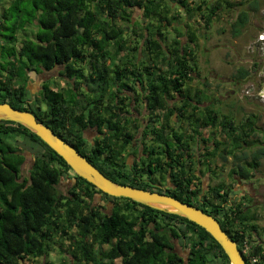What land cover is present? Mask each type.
<instances>
[{"label": "trees", "instance_id": "trees-1", "mask_svg": "<svg viewBox=\"0 0 264 264\" xmlns=\"http://www.w3.org/2000/svg\"><path fill=\"white\" fill-rule=\"evenodd\" d=\"M191 1L195 5L193 9L188 0H0V72L4 74L0 80V103L7 102L13 108L32 112L39 122L52 129L112 181L167 194L209 213L240 248L245 238L249 240L257 234L253 224L256 216L244 210L247 206L243 207L242 202L234 201L236 195H231L232 186L221 182L203 192L195 183V188L190 189L197 177L186 173V177L177 176L173 183L175 188L159 189L154 182L144 180L141 173L144 169L127 170L125 149L135 134L121 138L119 107L113 101L104 108L105 116L89 110L85 120L81 112L84 113L86 107L78 105L70 88L63 90L65 94L45 91L34 106L27 98V70L38 71L39 67L50 70L57 65L63 68L61 75L69 79L84 77L88 71L89 78L94 76L99 81L108 75L110 67L106 62L109 60L119 70L132 75L133 82L141 85L140 80L144 78L147 91L157 92L154 104L164 112L155 113V105L150 108L148 103L146 124H172L173 114L177 113L187 136L178 131L173 137L175 141L190 140L197 144L199 154L196 156H206L210 160H206L207 165L219 160L221 166L214 165L221 169L230 161L229 175L244 179L253 177L259 160L264 157V139L257 130L255 114L235 123L222 113L218 120L220 114L216 112L219 109L212 108L205 115L186 103L178 108L164 105L166 93L191 90L184 85L191 82L196 73L191 44L198 40L196 31L189 30L186 42L182 43V34L173 27L177 12H170L169 2L178 4L177 8H183L188 14L192 10L199 13L204 31L220 18L218 11L222 4L218 0H200L198 4V0ZM231 4L226 2L227 6ZM252 5L251 10L255 12L258 4L253 2ZM138 9L142 13L141 33L131 22V14ZM249 20L247 9L238 10L231 35L237 36ZM28 25L36 28L33 35L25 33ZM172 31L174 35L169 38ZM125 60L130 64L124 63ZM247 75L246 69L236 70L238 79ZM112 117L117 123H113ZM87 124H106L111 135L105 133L104 138L89 147L83 134ZM203 126L212 131L219 127L218 132L214 131L219 133V140L203 137ZM8 133L16 136L17 147L3 138ZM152 134L154 141L171 150L166 141L172 138L162 130H145L141 139L147 140ZM21 148L29 162L18 153ZM155 163L159 166V158L150 159L149 167H155ZM70 171L74 173L29 129L0 120V264H113L115 258H120V264H183L181 259L165 252L168 245L164 235L144 239L148 225L162 226L157 220L159 214L179 223L175 236L178 231L177 237L190 231L185 244L190 250L186 264H230L218 242L205 229L182 216L129 198L110 196L75 173L76 183L63 194L59 182L61 178L71 177ZM164 177L162 174L163 180ZM95 194L119 205L112 215L115 218L101 215L99 211L96 212L99 216L94 215ZM137 224H141L140 230L133 229ZM55 247L62 257L58 263L50 261L49 256ZM252 252L259 257L257 264H264V250L259 243L254 244Z\"/></svg>", "mask_w": 264, "mask_h": 264}, {"label": "flooded vegetation", "instance_id": "flooded-vegetation-1", "mask_svg": "<svg viewBox=\"0 0 264 264\" xmlns=\"http://www.w3.org/2000/svg\"><path fill=\"white\" fill-rule=\"evenodd\" d=\"M259 1L260 0H258V3ZM253 2L254 0H250L249 2H247L248 5H246V8L249 14L254 12L253 10H251V8L253 7L252 5ZM223 5L225 6H222V8L220 7L218 11L220 18L215 19L214 21L220 22L223 19V14L224 12H226V9L227 10L230 9V11L234 13V15L232 16L233 18H231V22L229 26L230 32H231V25L235 20L238 10L240 9L242 10L243 6H242V3L240 4V2L239 3L235 2L231 4L229 7L226 6V3L225 4L223 3ZM262 18L264 19V12L262 14ZM262 18L260 19L263 20ZM213 22L208 27V29L205 30V33L208 32V30H210V33H211L212 28H213L212 27ZM221 28L222 29H220L221 31L220 33L225 34V27H221ZM244 28L241 29V32L237 36H233V37H239ZM204 34L198 36L200 37L199 42L202 41V43H204L206 42L205 40L209 41L211 39L209 34L207 36ZM197 42H194L191 44L192 47L194 48L193 53L195 55L193 54L192 59L195 64V67L193 66V68H195L196 73H194L193 80L189 82L188 84L184 85V86L189 87L191 90L187 92L184 91L183 93H178V92H173V91H171L170 93H166L164 95V105L171 107V108H174V107L178 108L182 103L184 104L186 103V104H189L191 107L192 106L197 107L198 109L197 112L202 111V113L206 115L210 113V110L212 109V107L215 110L216 107L218 106L215 99H213L215 101L211 103V97L215 96L216 98L217 96L220 95L219 93H217L216 84H221L222 86H224L225 84H231L230 86L231 88L229 90H230V94H233V91H234L233 86H237V84H240L243 78L238 79L237 77H235V75L226 77V76H223V74L222 75L218 74L219 70L222 71V69H220L221 67L219 68L212 67L208 70H205L206 75H202L201 77L200 69L198 68V57L196 56V53L200 52L201 47ZM217 45H220V44L214 43V45H211L210 48L212 49V46H216L213 49H218ZM223 47H224L223 49L225 50L224 52H227L229 48L231 49L234 48V46H227L226 44H224ZM119 52L121 53V51ZM225 56H226V53H224L222 56L223 64H225L224 61L227 59L225 58ZM124 63L130 64L128 60H125ZM106 64L108 65V67H110L108 75L104 79H102L103 77H101V80L99 81H97L94 78V76L93 78L91 77L89 78L88 71H85L87 74L84 77L82 76L81 78H77L76 80L69 79L64 75H61L60 71L63 68L57 65H55L50 70H44L42 68L40 69V67L38 71H35L33 69L27 70L28 78L25 79V83H26L25 87L27 89V94H28L27 98L29 100L28 102L30 103V105L34 106L35 103L37 102L38 94L41 97L43 93H45V91H48V90H53L58 93H63V90L66 91L70 88L73 94L77 97L76 99L78 100L77 101L78 105H83L86 107V110L84 111V113L81 112L84 119L86 120L87 119L86 115L88 114L89 110L100 112L99 114L101 117L105 116L104 108L107 107L108 103L111 104L113 101V104L119 107V111L117 110L118 112L117 116L120 119L119 121L120 127L119 126L118 127L123 133L121 138L124 139V137H130L131 133L135 134V137L131 138L130 145H127L125 149L126 151L129 149V151L127 152L125 151L126 152L125 154L126 162L129 163L128 168H127L129 172H132L135 169L136 170L144 169L145 171L141 172L142 176L144 177V180H146L147 182L149 181L154 182V186L159 189L175 188L176 186L173 183L176 180L177 176L183 178V177H186L185 176L187 175L186 173H189V174L192 173V174H195L196 177H198L197 181L201 183L198 184L196 182V184L202 188L203 192L208 191L209 187L219 184V183H214V185H211L212 180L209 179L210 181L207 182V184L205 183V189H204V183L202 182V178L200 179L199 177L201 176V174L204 175L206 171L203 173L200 169L201 168L205 169L207 168L208 165L205 164V159H202V156H196L199 154L198 152L199 150L197 149L198 148L197 144L191 143L190 140L182 141L181 143H179L173 139L174 134L177 133L178 131L181 132V134L183 135L186 133V130L183 131V128L185 126L182 123V119L180 122H178L179 118L177 116V113L173 114L172 124L150 125V124L145 123L146 121L145 114H147V117L149 116V112L147 110L148 103H149V107L152 108L151 106L152 104L155 103V100L157 98L156 97L157 92L147 91L145 79L142 78L140 80L141 81V85H140V82L136 83L132 81L133 80L132 75L130 76L129 74L124 73L123 71L119 70L117 66L113 64V62L112 63L108 62ZM122 69H124V67H122ZM31 71H34L35 74L32 75ZM3 77H4L3 72H0V80ZM206 77H209L210 80L211 79L214 80V83L216 84H213L214 86H211V85L209 86V82L211 81L207 80ZM194 82L197 83L199 87H196L197 85L194 84ZM17 84L18 83L15 82L16 86ZM249 84L250 82L247 83L246 87H248ZM201 85L203 86V88H207L209 86L210 88H212V90L205 91L203 88L200 87ZM209 87L207 89H210ZM223 88H226V87H223ZM197 89L199 91H196ZM220 98L222 101L225 100L224 97L221 95H220ZM154 105H155L154 106L155 113L159 114L160 112H164V111H161V109L156 104ZM187 110L189 111V109ZM112 120H113V123H117V120L115 117H112ZM146 127L149 129H146ZM191 127H193V125ZM203 129L207 130L204 126H203ZM145 130L146 131H149V130L157 131V132H159V130H162L166 134H168V136H170L172 139L167 140L166 143L170 145L171 150L168 151L164 144H160V143L158 144L157 141H154V137H155L154 134L148 135L147 140L141 139L145 133ZM213 131L209 130V133H212V138H214ZM105 133H107V135L108 134L111 135V132L109 131V127L106 124L91 125V126L87 124L86 127H84L83 129V134H84V137L89 147L94 145L95 142L100 141L102 138H104ZM3 136H4L3 138H5L8 142H10L13 146L15 145V147H17V144L15 143L17 138H15V135L8 133V134H4ZM207 137L211 138L209 134ZM184 139L186 140L187 137H185ZM184 143L187 144L186 147H184L183 145ZM207 145H209V142H207ZM183 149H185L186 152L184 151L185 153L183 154V156L180 157V159H177L179 157L180 152L183 151ZM17 152L18 151H16V153ZM18 153H22V155L25 157V162H26L27 155L23 151V149L21 150V152H18ZM169 154L171 155L169 156ZM94 157L98 158V155H95ZM102 158L104 159L103 156H101V159ZM157 158H159L160 160L159 166L157 165V163H155V167L154 166L149 167V164H148L149 160L150 159L155 160ZM162 174L165 176L164 180L161 178ZM212 174H216V173L213 172ZM223 174L225 173L224 172L219 173V176H223ZM232 176L231 175L225 176L226 177L225 180H222V179L220 180L226 185L231 182V185H230L232 186L231 190L234 187H236V183L234 179L231 180ZM67 179L70 180L71 184H69ZM64 180H67L65 182H68V183L64 182L66 184L64 186V189L66 191L71 188L72 184L76 183L72 175L71 177H67V178L64 177L63 179L61 178L59 182L60 184L59 189L61 185L63 184ZM249 186L250 185L243 182V183H240L238 187H239V190L242 189L244 192H246V191H249ZM237 198H238V193L236 194V196H234L233 198L234 201ZM230 202L231 201H229L228 203ZM92 205H93L92 208L94 209V212H95L94 215H97V216H99V214L106 215V216H112L114 214V211L119 207V205L114 204L112 201L108 200L107 198L103 199L100 194L94 195V202ZM98 211L100 212L99 214H97ZM128 212H131V211H128ZM136 212H140V211H136ZM157 220L158 222L161 223L162 226H159L156 228L154 223L152 225L151 224L148 225L149 228L144 231V234H145L144 239L148 240L152 236L158 235V234L164 235L163 237L167 241V245H168V247L165 248V252H168L171 256L175 255L177 258L182 260L183 264H186L189 254H190V250L185 247L186 246L185 244H186V240L188 241V238L190 236V231L188 230L185 234H182L181 237H177V235H180L179 231L176 236L175 234L177 233V228H179L180 225L178 222H176L175 219L165 217L163 216V214H159ZM142 221L143 220L140 219L139 223H141ZM133 229L140 230L141 224L135 225ZM184 237H187V239ZM95 248L97 249L96 246ZM89 264H92V263H89ZM113 264H120V258H115Z\"/></svg>", "mask_w": 264, "mask_h": 264}, {"label": "rangeland", "instance_id": "rangeland-1", "mask_svg": "<svg viewBox=\"0 0 264 264\" xmlns=\"http://www.w3.org/2000/svg\"><path fill=\"white\" fill-rule=\"evenodd\" d=\"M218 1L222 4V6H225L223 5V3L225 4L227 1L229 3L231 2L232 4L235 2L237 3L240 2L242 3L243 9H247L246 5H248L247 2H249L250 0H218ZM254 2L258 4V10L253 13H250V20L246 24L245 28L242 30V33L240 34L239 37H233L231 35L229 26H230L231 18H233L232 16L234 15V13L230 11V9H228L226 10V12H224L223 19L220 22H217V21L213 22V25H212L213 28H212L211 33H210V30H208V32L204 34L206 36L209 34L211 39L209 41L205 40L206 42L204 43L200 41L201 44L199 41L197 42L200 45L201 50L199 53H196V56L198 57V68L200 69L201 77L202 75H206L205 70H208L212 67H217V68L221 67L220 69H222V71L219 70L218 74H221V75L223 74V76H226V77L234 76L236 74V70L241 69V68L246 69L248 71V75L241 80L240 84H237V86L232 85L234 87L233 94H230V90H229L231 88L230 87L231 84H225L224 86H222L221 84L214 83V80L212 79L210 80L209 77H206L207 80L211 81L209 82V86L210 85L214 86L213 84H216L217 93H219L225 99L224 101H222L220 98V95L217 96L216 98L215 96H213L211 97V103L216 100L219 106V110H220L216 112L218 114L222 113L224 115L226 114L230 115L234 111L235 108L240 110L241 105H243V108L245 110L256 113V115L259 116V122H258L259 128H260L259 135H261L262 139H264V104H262L258 96H256V94L261 89V87H263L261 85V81H263L264 79V45L257 42L256 40V34L264 29V20L260 19L262 18V14L264 11V0H260L259 3H258V0H254ZM169 5L171 6L170 2H169ZM169 10L170 12H174V10L176 9H174L173 7H170ZM194 16L197 20H199V13H195ZM221 27H225V34L220 33L221 32L220 29H222ZM35 29L36 28L34 27H26L25 30H28V31H25V32L27 34L29 32V35H33L32 31H35ZM192 31H195V30H192ZM255 40L257 43L255 42ZM214 43L220 44V45H217L218 49H213L216 46H212V49L210 48L211 45H214ZM224 44H226L227 46H234V48L233 49L229 48L227 52H224L225 51L223 49ZM224 53H226L225 58H227L226 60L224 59L225 64H223L222 62V56ZM249 82L250 84L247 88L246 85ZM194 84L197 85L196 87H199L197 83L194 82ZM244 86H245L244 92H248L251 94L249 95V97H244L241 95L239 97V95L236 94L240 89H243ZM200 87L203 88L202 85ZM223 87H226L227 89ZM207 88H203V89L205 91L212 90V88L210 87H209L210 89H207ZM260 92L263 94L264 89H261ZM63 93L65 94L66 92L63 91ZM37 99H40L39 94L37 96ZM222 114L218 115L219 116L218 120L221 119ZM203 131L204 130L201 131V134L203 133L206 134V132H203ZM209 136H211V134H209ZM214 139H218V135H216ZM16 144L18 145V143ZM127 151H129V149ZM32 155L33 154H31L30 156ZM26 162H29V160H27ZM229 165H231L230 161L228 162V166L226 165V167H229ZM26 166L29 167L28 164ZM200 170L203 173L205 172V170L202 168ZM262 170H264V166L262 167ZM215 173L216 174L211 175V180H212L211 185H214V183H221L222 182L220 181L221 179L222 180L226 179L225 177L226 174H223V176H219V171ZM69 175L74 176L75 174L70 171ZM258 178H259V183L257 182L254 183V187L257 190H259L260 187H263L262 184L264 183V173H261ZM67 180H64L63 184L60 187V191L63 194L66 193V190L64 189V186L66 185L65 183H68V182L70 183V180H68V182H65ZM231 180H233V176ZM227 185L230 186L231 182ZM260 218H261V215H260ZM263 219L264 217L261 218V220ZM259 232L260 234L263 233L262 236H264V230L259 231ZM49 256H50V261L52 262L58 263L62 261V257L60 255L59 249L56 247L54 250H52Z\"/></svg>", "mask_w": 264, "mask_h": 264}, {"label": "water", "instance_id": "water-1", "mask_svg": "<svg viewBox=\"0 0 264 264\" xmlns=\"http://www.w3.org/2000/svg\"><path fill=\"white\" fill-rule=\"evenodd\" d=\"M34 75V72H31ZM0 120L23 125L55 151L82 179L97 189L114 197H125L152 208L182 216L207 231L221 246L230 264H245L237 243L221 228L219 221L203 210L158 192L119 184L106 177L82 154L45 124L39 122L30 111L13 108L9 103H0Z\"/></svg>", "mask_w": 264, "mask_h": 264}, {"label": "crops", "instance_id": "crops-1", "mask_svg": "<svg viewBox=\"0 0 264 264\" xmlns=\"http://www.w3.org/2000/svg\"><path fill=\"white\" fill-rule=\"evenodd\" d=\"M188 2L190 3L189 7L190 8H194V2L191 0H188ZM200 2V0L197 1V4ZM176 3L171 4V7H173L174 9L177 8ZM191 9V10H192ZM174 12L176 13V15L178 16L177 20H175L173 22V27H176L177 29H179L181 35V40L182 43L186 42V34L189 32V30H195L196 34L198 35V33H202L203 30V24L201 21V15L199 14V20H197L194 16L195 12L192 10L190 11V13L192 14H188L185 11H183V8L178 7L177 10ZM173 12V14H174ZM141 10H135V13L133 11V13L131 14V22L134 24V27L137 28L138 32L141 33L142 32V27H141ZM145 21V19H144ZM146 34V31H145ZM174 33L172 31V33L170 32L169 34V38L171 36H173ZM254 112L252 111H248L245 110L243 108V105L240 106V110H238L237 108L234 109V111L230 114L227 115V117H229L233 122L237 123L238 121L242 120L243 118H245L247 115H253ZM259 125V123H257ZM209 148V146H208ZM207 148V149H208ZM202 153H205V151H203ZM201 156V155H200ZM202 159H205V164L207 165V162H210V160L206 157V156H202ZM207 160V162H206ZM264 159L260 160V165L258 167V170L255 171V174L253 177H249L248 179H244L243 177H240L238 175H233V179L236 183V187H234L232 189V196L236 195L238 193V198L235 199L237 202H242L241 205L247 206L244 210H247L248 213H254V215L256 216V220L253 222V224L255 225V228L257 230V234L254 233V236H252L253 238L257 239V243H259L262 247V249L264 250V236L263 233L260 234L259 231H263L264 230V219L261 220L262 217H264V183L262 184L263 187H260L259 190H257L254 187V183L257 182L259 183V175L261 173H264V170H262V167L264 166ZM218 166H221V164H218ZM228 166V163L226 164ZM230 168H232V165H229V167H222L221 169L215 167L214 164H209L207 166V168H205L204 170L206 171L204 175L201 174V176L199 177L200 179L202 178V182L204 183V189H205V183L207 184V182H209L211 179V175L213 172H218L222 173L224 172L226 174V176H228V174H230ZM200 175V174H198ZM203 176V177H202ZM230 176V175H229ZM198 178V177H197ZM196 178V179H197ZM247 183L249 186V191L244 192L242 189L239 190V185L240 183ZM207 186V185H206ZM215 186V185H214ZM212 187V186H211ZM261 193V194H260ZM244 199H243V198ZM234 198V197H233ZM247 213V214H248ZM249 214V215H250ZM261 215V218H260ZM254 232V231H253ZM259 241V242H258Z\"/></svg>", "mask_w": 264, "mask_h": 264}, {"label": "built area", "instance_id": "built-area-1", "mask_svg": "<svg viewBox=\"0 0 264 264\" xmlns=\"http://www.w3.org/2000/svg\"><path fill=\"white\" fill-rule=\"evenodd\" d=\"M256 40H257V42L264 45V29L258 33ZM256 40H255V42H256ZM261 92H263V91H261ZM261 92H260V98L264 104V93L262 94ZM245 93L249 94L248 92H245ZM245 93H243V89H242L239 96L240 95L244 96ZM253 246H254V244L251 243L250 241H248V239H246V238L242 241V243L240 245L239 250H240L241 255L244 258L245 264H257L259 261V257L252 252Z\"/></svg>", "mask_w": 264, "mask_h": 264}, {"label": "clouds", "instance_id": "clouds-1", "mask_svg": "<svg viewBox=\"0 0 264 264\" xmlns=\"http://www.w3.org/2000/svg\"><path fill=\"white\" fill-rule=\"evenodd\" d=\"M264 20V19H263ZM33 25V24H32ZM32 25H29V27H32ZM204 26V25H203ZM35 28V27H34ZM205 33V31H203L202 33H198V35L197 36H199V35H203ZM259 33V32H258ZM258 33L256 34V37H257V35H258ZM199 39H200V37H198V40L197 41H199ZM16 45H17V43H15ZM110 63V61L108 60L106 63ZM31 72H34V71H31ZM34 74H35V72H34ZM261 85L263 86V87H261V89H264V79H263V81H261ZM244 88H245V86L243 87V93H245L244 92ZM248 88V87H247ZM260 89V90H261ZM241 90L242 89H240L236 94L237 95H239L240 94V92H241ZM260 90L258 91V93L256 94V96H258V98H259V100L261 101V98H260ZM249 95H251L250 93L249 94H247V93H245L244 94V97H249ZM240 97V96H239ZM262 102V101H261ZM262 104H263V102H262ZM213 108V107H212ZM214 109V108H213ZM217 109H219L218 107H216V109L215 110H217ZM255 115H256V113H254ZM146 115V117L145 118H147V114H145ZM244 119V118H243ZM256 127L258 128V131H259V125L257 124L258 122H259V116L258 115H256ZM202 130H204V129H201V131ZM209 130H211V128H209V129H207V130H204L203 132H206V134H201L203 137H207L208 135L207 134H211V139H212V133H209ZM218 130H219V127H216V128H214V131L215 132H218ZM213 131V137H215L216 135H218V139H216V140H219V133L217 134V133H215ZM214 139V138H213ZM255 149V148H254ZM253 150V149H252ZM26 153V152H25ZM27 155V154H26ZM262 159H264V157L263 158H261L260 160H262ZM259 160V161H260ZM221 164L222 162H220L219 160H217L216 161V163L214 162L213 164ZM228 163V162H227ZM226 163H224L222 166L223 167H225L226 168V165H225ZM258 170V169H257ZM197 182V179L195 178V180H193V182L191 183V185H190V189H193V188H195V186H194V184ZM71 183V182H70ZM246 232H248V231H246ZM248 241H250L251 243H253V244H255V243H257V239H255V238H253L252 236L249 238V240ZM238 246V245H237ZM239 248V247H238ZM240 251V250H239ZM243 257V256H242ZM244 259V258H243Z\"/></svg>", "mask_w": 264, "mask_h": 264}]
</instances>
